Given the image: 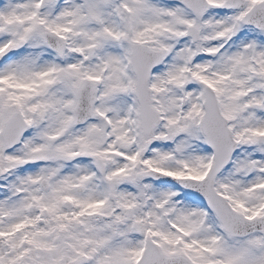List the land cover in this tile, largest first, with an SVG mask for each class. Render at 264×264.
I'll use <instances>...</instances> for the list:
<instances>
[{
  "label": "snow or ice",
  "instance_id": "obj_1",
  "mask_svg": "<svg viewBox=\"0 0 264 264\" xmlns=\"http://www.w3.org/2000/svg\"><path fill=\"white\" fill-rule=\"evenodd\" d=\"M0 264H264V0H0Z\"/></svg>",
  "mask_w": 264,
  "mask_h": 264
}]
</instances>
